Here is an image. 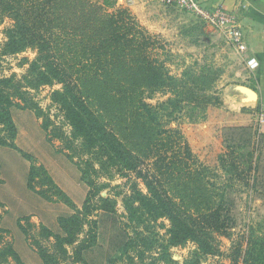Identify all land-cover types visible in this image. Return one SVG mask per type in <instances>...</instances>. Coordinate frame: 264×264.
<instances>
[{"label": "trees", "instance_id": "obj_1", "mask_svg": "<svg viewBox=\"0 0 264 264\" xmlns=\"http://www.w3.org/2000/svg\"><path fill=\"white\" fill-rule=\"evenodd\" d=\"M17 2L20 5V1ZM11 3L7 0L3 6L4 11L13 10ZM58 4L65 5V9L71 11V23L70 17L58 19L59 16L49 14L51 9L47 5L42 7L39 5L37 8L39 13L32 16L31 23L24 18L25 15L16 11L14 27L6 30V39L0 46V57L23 53L29 46L36 50V58L29 62L26 60L29 66L23 75L19 77L0 75V200L4 199L2 191H13L12 194L5 195V204L10 209L19 202L26 204L30 213L46 222L54 233L62 236L64 241L59 243L62 252L66 253L65 245L72 247L74 264H178L171 259L170 248L180 247L186 242L197 247L192 257L200 256L201 260L205 256H216L220 244L217 237L228 236L239 222L240 213L236 208L237 199L234 196L232 181L222 183L223 180H220L210 183L206 176L207 172L211 171L200 164V177L191 171L184 176L197 187L200 183V189L207 185L214 188L212 191H183L177 195L169 191H156L151 182L146 181L148 191H140L134 185L133 191L118 194L122 196L123 206V214L118 215L115 210L116 197L100 196L101 186L98 187V179L100 180L102 175H111L113 170L117 172L128 170L142 177V172L137 171L138 158L125 149L115 128L108 129L100 121L98 117L101 116L96 107L87 106L88 100L97 101L102 95L93 97L91 93L86 94L79 81L73 78L77 73L90 74L93 78L91 81L101 82V86H104L105 82L99 79L100 75L111 78L110 72L117 67L111 64L121 57L126 59L134 55V59L127 63L129 64L127 70L135 75L137 71L144 73L145 78L139 84L145 86L147 91L161 89L165 84V87L176 95L182 89L183 99H173L154 108L139 101L141 110L136 108L134 110L138 114L137 120H140L139 126L146 127L149 123L151 128L157 126L155 134L158 137H165L168 144L174 145V159L168 164L165 162L168 159L167 155L161 154V151L167 154V143H162L158 147L157 136L151 140V135L146 141V147L150 149L145 156L156 158V171L160 172L161 178L165 176L164 181H167L172 177V172H169L171 165H181L186 162L182 159L191 160L193 154L180 131L162 129V114L166 113L167 117H171L173 113L167 111L168 107L192 105V108L196 107L197 110L189 117L196 120L200 113V120L204 119L209 104L216 101L219 105L217 98L206 94L214 88L219 76L218 71L215 70V73L211 68L203 67L201 71L193 70L189 75L188 72L185 73L192 81L193 87L184 91L187 87L183 81L174 83L166 77L163 65L154 59L150 60L147 56L148 48L155 43L152 38L146 36L136 38V35L129 38L132 28L129 25H118V20H114L120 17V21L125 23L121 13L118 14V18L104 13L105 7L111 4L108 0L104 1V6L97 7L89 6L88 0H74V4L71 0H59ZM36 5L38 4L34 3L33 8H36ZM25 7L20 5V8ZM133 43L136 45L135 48H132ZM95 45L97 49H92ZM101 59L105 60V64L101 63ZM150 75L153 76L152 79ZM88 82L84 80V83ZM54 84L61 88L52 91L50 100L63 115L68 131L53 125L51 132L50 122L48 124L42 122L41 128L48 142L58 138L64 143L61 152L68 160L74 162V157H79L78 162L74 164L78 166L80 182L87 189V198L82 210L70 214L57 213L60 210L58 206L66 209L65 206L69 205L63 203L65 206H61L43 192L48 188L59 189L43 168H35L19 155L13 142L17 129L11 119L12 109L37 112L38 107L31 98V91ZM113 84L117 85L118 89L110 96L112 100H106V106L111 110L120 104L122 108L125 105L124 111L127 113V106L134 104L133 100L127 101L128 94L133 92L116 97L120 85ZM192 92H199L200 95L198 93L194 95ZM98 106L101 105L98 103ZM113 114L115 120H120L118 117L120 114L118 116L114 112ZM54 131H57L56 136L53 135ZM174 137L176 141H173ZM219 160L235 175L236 181L245 183L254 192L264 206V134L258 133L252 127L221 129ZM212 173L214 176L215 170ZM37 176L41 178L38 182L43 180L42 183L37 182ZM53 208L57 209V220L47 223L49 209ZM11 214L10 211L5 215L10 217ZM160 218H166L170 222V228L161 238L152 233V225ZM85 224L88 230L79 240L78 236ZM16 226L22 231L18 223ZM0 228L2 231L8 228L1 216ZM13 233L18 236L17 233ZM255 233L249 229L244 250L240 248L235 250L234 254L240 256L235 264H264V237H257ZM24 252L39 264L38 254L30 251L29 247H25ZM9 257L14 264H26L21 253L19 254L13 245L0 249V264H7ZM42 258L45 257L42 255ZM40 261L42 263L41 259ZM43 261L42 264H48L47 260ZM185 264L193 263L187 261Z\"/></svg>", "mask_w": 264, "mask_h": 264}, {"label": "rangeland", "instance_id": "obj_2", "mask_svg": "<svg viewBox=\"0 0 264 264\" xmlns=\"http://www.w3.org/2000/svg\"><path fill=\"white\" fill-rule=\"evenodd\" d=\"M8 1L12 2L11 6L13 10L11 11H4L5 7L3 8V6L6 5L7 0H0V46L6 39V30L14 27V16L16 11H19L21 15H25V19L30 20L39 13V9L37 8L47 5L49 9H51L49 14H53L54 17L59 16L58 19H68L70 17L69 22L71 23V11L65 9V5L60 6L58 4L59 0ZM17 1H20V5L26 7L20 8ZM88 1L89 6H101L93 0ZM127 1L128 0H124V4L117 8L109 10L104 9V13L106 15H115L117 18L119 17L118 14L121 13L125 18V23L120 21V17L114 20H118V25H129L132 28L129 38L134 35H136V38L142 36L152 38L155 43L148 48L147 56L150 57V60L154 59L162 64L166 72V77L173 80L174 83L183 81L187 87L184 91L193 87L192 81L188 78L191 71H197L199 69L201 71L203 67H209L212 71H218L219 76L214 88L206 93L208 96L218 99V82L224 74V65L211 57V53L206 49L200 47V35L198 31L196 33L194 31L195 28L192 24L194 23L193 18L182 11H178L171 15V27L166 28L162 25V21L144 19L143 17L146 14L140 12L139 9L135 10L132 8L133 4ZM71 2L74 4V0H71ZM34 3L38 4L36 8L32 6ZM135 46L136 45L133 43L132 48H135ZM92 49H97V46L95 45ZM35 56V48L29 46L23 53L14 56L8 55L0 57V75L3 77H9L11 75L19 77L23 75L29 66L28 62L33 61L36 58ZM137 57H139V55ZM132 58L134 59V55L126 59L121 57L116 62H113L114 65H112L113 63L111 62V66H117L118 68L116 67L115 70L110 72L112 74L111 78L100 75L99 79L105 82L104 86H101V82L91 81L93 78L90 77V74L81 75L77 73L74 75L75 78H73L79 81L86 94L91 93L93 97L102 95L97 101L93 99L88 100L87 106L90 108L96 107L97 110H95L99 112L101 116V118L98 117L100 121H102L108 129L112 127L117 130L119 139L125 149L132 152V154L138 158L137 171L142 172V177H139L136 172L128 170H123L122 172L113 170L111 175L106 174L100 176V180L98 179V187L101 186L99 190L100 196L110 198L116 197L114 198L116 200L115 210L118 215H122V196L118 194L121 192L125 194L128 191H133L134 185H136L140 191H148L146 190V181L151 182L152 187L156 191H169L177 195L183 191H212L214 188L207 187V185H202L204 187L200 189V183L199 187H197L196 184L188 182L187 180H189V178L184 176L185 173L191 171L194 172L196 176L200 177L199 172L201 164L211 171V173L207 172L206 176L207 179L211 181L210 183L220 180H223L222 183H225V181L230 183V181H232L235 191L234 196L237 199L236 208L240 213L238 226L228 236L217 237L220 244L218 247L219 252L216 256H205L202 257L201 260L200 256L196 257L194 255L192 257V253L193 251H197V247L193 245V243L186 242V244L180 247H171L170 257L172 260L178 262V264H185L187 261H192L193 264H235L234 262L238 260L240 256L239 254H234V252L238 248L244 250L245 238L249 229H252L253 233L256 232L255 234L257 237H264V206L254 192L251 191L245 183L236 181L235 175L219 160L220 144L218 143L216 127L213 121L217 119V116H214L212 111L215 112V109H218L220 105H217L216 101L209 104L207 106L205 118L202 120H200V113L198 116L199 118L196 120L189 117L192 113H195L194 110H197L196 107L193 109L192 105L185 106L182 104L178 108L168 107L167 111L173 113L171 117H167L168 114L166 113L162 114V129L180 131L185 138L188 148L193 154V159L191 160H186V158L183 160L181 158L183 162L186 161L184 163L182 162L183 164L181 165L172 164L169 168V172H172V177L164 181L165 176L161 178L160 172L156 171V158H154V156L150 158L145 156L150 149L148 146V148L146 147L147 137L151 135V140H153L154 136H157L155 134L157 126H152L151 128L150 123L146 125V127L145 125L139 126L140 120H137L138 114L135 113L134 110L135 108L140 109L138 104L139 101H141L142 104L154 108L173 99H183L184 95L182 89L180 93L176 95L175 92L165 87L166 84L164 85L165 88L163 87L153 92L147 91L145 86L142 87L139 84L143 82L141 80L145 78L144 73L137 71L135 75V73L133 74L127 70V66H129L127 63L131 62ZM26 60H28V62ZM111 60L113 61V59ZM109 61L110 60H108V63ZM101 63L105 64V60L101 59ZM125 64H127L126 67ZM187 72L188 75H185ZM149 77L152 79L153 76L150 75ZM84 80L89 82L84 83ZM136 80H138V82ZM113 83H118L120 85L116 97L122 95L126 96L131 91L133 92V94H128L127 101L133 100L134 104L127 106V113L124 111L125 105H123L122 108L120 104L119 107L111 110L106 106V100L110 99V96H113L114 92L118 89V86ZM60 88L59 85L54 84L31 91V98L38 107L37 112L19 108H14L11 111V119L17 129V134L13 142L19 155L24 157L27 163L33 164L35 168H43L54 185L60 190H50V188H48L47 191L43 192L51 197L53 201L59 203V205L65 206L63 203L69 205V208L65 206L66 209L58 206L60 208L59 211L54 208L49 209L50 215L46 218L47 223L56 222V211L57 213L70 214L77 210H82L84 201L87 198V189L85 185L80 182V174L77 169L78 166L74 164V162H78L79 157H74V162L68 160L63 155V152H61L64 143L58 138H53L51 142H48L46 134L41 128L42 122L45 124L50 122L52 124L49 127V131H53V125L63 127V130L66 132L68 131L63 115L59 112L57 106L50 100L52 91ZM197 93L200 95L201 91ZM197 93L192 92L194 95H197ZM98 103L101 105L100 107ZM113 112L117 116L120 114L118 116L120 120H115L113 118ZM53 135L56 136L57 131H54ZM156 138H158V147L162 143H167L166 138L163 136H157ZM172 139L176 141L175 137ZM170 146L171 148H169ZM174 151V145L168 143L166 147L167 154L161 151L163 156L167 155L168 157L165 161L166 163L169 164V161L174 159ZM213 170H215L214 176L212 173ZM178 172L180 173L177 176L176 173ZM39 179L41 178L37 176V182ZM42 181L38 183H42ZM44 187L47 188L46 186ZM2 192L5 199V195H10L13 191ZM6 197L9 198V196ZM4 199L3 201L0 200V216L4 219L5 225H7L8 228L3 229L4 231L0 230V249L4 246L8 247L13 245L15 250L19 254L21 253L26 264H38V262L35 263L33 258H29L30 255L24 252L25 247H29L30 251L36 253V255L38 254L42 263H44V259L48 261V264H74L72 247L65 245L66 253L62 252L59 247V243L64 241L62 236L54 233V230L50 229L46 222L42 221L33 213H30V209L23 202L17 203L13 209H10V207L5 204L4 201L6 200ZM192 209L196 210L195 208ZM10 211L12 212L11 216L6 217L5 214ZM23 213L25 214L20 215ZM11 220H14V222ZM17 223L22 231L16 226ZM152 227L153 235H157L161 238L170 228V222L166 218H160ZM87 230L88 226L85 224L82 233L78 236L79 240L84 237ZM13 232L17 233L18 236L16 237ZM66 232L68 236H70V232H68V230ZM40 254L45 258H42ZM155 257H157V255ZM40 259L38 258L39 264H42ZM7 264H14L10 257Z\"/></svg>", "mask_w": 264, "mask_h": 264}, {"label": "crops", "instance_id": "obj_3", "mask_svg": "<svg viewBox=\"0 0 264 264\" xmlns=\"http://www.w3.org/2000/svg\"><path fill=\"white\" fill-rule=\"evenodd\" d=\"M104 6L105 0H93ZM105 9L123 5L124 0H108ZM135 10L146 14L143 18L162 21L164 27H171V15L179 10L165 7L161 0H132ZM207 7L222 5L234 15L240 25L248 48V55L256 58L259 68L250 72L244 59L217 33H212L194 18L195 33L200 35V47L211 53L216 61L224 65L218 85L220 107L212 111L216 136L220 144V131L225 127H252L264 134V125L258 126L259 114L264 111V0H198ZM132 6V5H131ZM143 14V15H144ZM220 152V147H219Z\"/></svg>", "mask_w": 264, "mask_h": 264}, {"label": "built area", "instance_id": "obj_4", "mask_svg": "<svg viewBox=\"0 0 264 264\" xmlns=\"http://www.w3.org/2000/svg\"><path fill=\"white\" fill-rule=\"evenodd\" d=\"M127 2L131 4L133 1ZM161 3L165 7L186 13L210 32L220 35L244 59L248 71L254 72L259 68L258 60L248 55V48L236 17L222 5L210 8L198 0H161ZM257 123L258 126L264 125V111L259 114Z\"/></svg>", "mask_w": 264, "mask_h": 264}]
</instances>
